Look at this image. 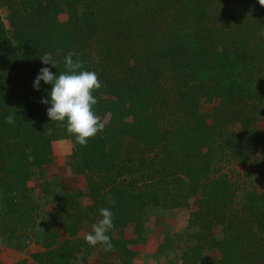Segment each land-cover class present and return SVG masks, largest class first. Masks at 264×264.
I'll return each mask as SVG.
<instances>
[{"label": "trees", "instance_id": "trees-1", "mask_svg": "<svg viewBox=\"0 0 264 264\" xmlns=\"http://www.w3.org/2000/svg\"><path fill=\"white\" fill-rule=\"evenodd\" d=\"M0 9L6 247L37 246L46 264H81L92 255L130 264L136 253L127 246L147 240L154 214L188 209L194 199L182 229L162 226L154 258L208 264L206 253L218 252V264H264V196L255 185L238 192L222 171L234 163L257 174L264 162V0H0ZM70 52L97 73L94 111L108 115V128L85 146L47 117L40 101L51 85L32 86L41 67L64 72ZM45 53L55 68L42 65ZM58 140L70 141L69 169L84 179L86 204L74 203L60 181L43 180L39 195L28 186L42 172L36 159L50 156ZM256 181L264 188V174ZM102 207L113 211L110 250L69 236L82 220L96 223ZM128 224L132 239L124 237Z\"/></svg>", "mask_w": 264, "mask_h": 264}, {"label": "rangeland", "instance_id": "rangeland-1", "mask_svg": "<svg viewBox=\"0 0 264 264\" xmlns=\"http://www.w3.org/2000/svg\"><path fill=\"white\" fill-rule=\"evenodd\" d=\"M5 15L6 12L0 9V16L4 18ZM60 19L64 20L65 17L60 16ZM211 106L212 105L208 103L206 99L201 101V110L203 112H209ZM101 120L105 125L104 129H107L108 115L102 116ZM127 120H129V118H127ZM211 122V120H208V124H211ZM258 128L264 133V118L259 120ZM70 153V141L58 140L52 143V154L50 156L36 159V162L40 163L42 166V172L37 175L35 180L28 183V186L33 190V194H40L41 182L43 180L60 181L66 187L74 203L81 205L88 203V193L84 179L80 176H74L69 169L68 163ZM210 168L212 171L215 169L213 165H210ZM249 170H251L249 167L235 165L234 163L222 165V171L230 181L235 184L238 192L244 191L246 188L255 185L258 197H263L264 188L259 185L257 186L256 177L264 174V162L262 163L259 173L255 174L249 172ZM3 199L7 201L6 196H3ZM195 205V200L191 199L188 209L182 211L156 212L151 218V223H149L151 231L147 240L142 244H129L127 246L128 249L136 253L130 264H170L168 260H164L159 256H155L154 258L153 256L158 244L163 240L162 226L168 225V227L175 231L182 229L188 214L195 209ZM9 218L8 205L6 203L5 208H0V227L7 226ZM91 220L92 219H86L79 222L69 236L77 233L80 237L85 238L86 234L92 230V225L95 223L94 220ZM124 237L126 239L134 238L133 228L130 224H128L124 230ZM176 247L179 250L183 249L182 242H179ZM179 256H181V254ZM205 257L208 264H218L220 260V254L218 252H207ZM112 259V263L110 264H121L117 261L115 256ZM22 260L25 261L24 264H46L47 262L42 251L37 246L29 244L24 251L17 252L6 247L0 240V263L16 264ZM81 264H103V262L96 255H92L91 257L83 259ZM179 264H183V260H181Z\"/></svg>", "mask_w": 264, "mask_h": 264}, {"label": "clouds", "instance_id": "clouds-1", "mask_svg": "<svg viewBox=\"0 0 264 264\" xmlns=\"http://www.w3.org/2000/svg\"><path fill=\"white\" fill-rule=\"evenodd\" d=\"M75 53H68L64 58L65 71L53 74L49 67H41L33 80V89L39 90L41 81L51 85L46 98L40 103L49 105L46 109L50 121L63 123L67 131L74 137L75 142L85 146L88 139L94 137L105 127L101 118L94 111L97 98L93 94L101 88V82L95 71L84 70L79 59H74ZM42 65L55 68L57 61L51 53L40 56ZM5 122L13 124L15 113L9 114ZM109 205L115 206V200L109 195ZM100 219L92 225V230L85 236L89 246L97 244L110 250L113 245L108 234L113 228L112 207L99 209Z\"/></svg>", "mask_w": 264, "mask_h": 264}]
</instances>
